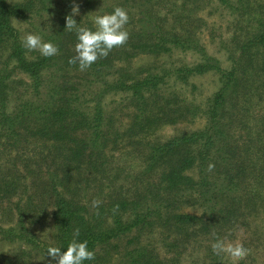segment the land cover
<instances>
[{
    "label": "trees",
    "instance_id": "obj_1",
    "mask_svg": "<svg viewBox=\"0 0 264 264\" xmlns=\"http://www.w3.org/2000/svg\"><path fill=\"white\" fill-rule=\"evenodd\" d=\"M80 1L128 14L127 41L85 70L69 63L77 39L57 1L0 0V243L19 245L0 259L45 255L32 228L48 213L55 246L75 229L88 241L84 264H197L199 247L198 264H223L209 243L253 219L264 230V0H215L228 18L226 69L201 38L213 31L197 14L209 0ZM27 21L47 23L38 34L56 55L24 47L16 24ZM176 50L196 59L163 68ZM207 74L218 88L202 109L167 89ZM198 117L202 128L157 139ZM128 154L141 168L118 182L112 162Z\"/></svg>",
    "mask_w": 264,
    "mask_h": 264
},
{
    "label": "rangeland",
    "instance_id": "obj_2",
    "mask_svg": "<svg viewBox=\"0 0 264 264\" xmlns=\"http://www.w3.org/2000/svg\"><path fill=\"white\" fill-rule=\"evenodd\" d=\"M19 1V0H15ZM57 1L58 5L63 8V10L67 11L71 14V8L73 6L78 8V15L76 16H83L94 24L93 19L98 11L95 9H89L87 10L84 7H80L82 5V2L80 0H55ZM210 2H201V6H204V9L197 13L199 17H202L207 24L208 28L212 27L213 31L209 33V31H205L202 34V42L206 48V54L209 58H213L219 61V65L226 69L229 66V62L226 61V53L221 49H219V44H221V41H225L228 39V32H226V22H227V16L225 13L221 11V9L217 8V3L215 0H209ZM211 6V8H210ZM196 13H194L195 15ZM196 14V15H197ZM193 15V16H194ZM50 19V18H49ZM30 21L27 22H19L16 24L18 28H20L24 34V36L28 33H34L38 34L41 30H43L46 26L45 21H37L35 23H32ZM43 28V29H42ZM209 34H211L209 36ZM195 56L190 53H181L179 50L174 51V53L167 59H164L167 61L163 68L169 67V65L172 66H181L182 63H190L195 60ZM90 77H84V79H88ZM72 79H69V82ZM83 83V81H80ZM191 83L195 85V87L192 86H181L178 83H169L167 85V89L169 92H176L180 95L181 98L185 99L184 101L186 103H191L196 106H200L202 109L203 103L205 100L210 97L218 88V80L216 76L207 74L204 76H198L194 77L191 80ZM87 91L90 92V89H87ZM203 106V107H202ZM256 107L255 105L251 109V114L255 113ZM203 119L201 117H198L194 119V123L192 124H178L176 126H165L161 128L157 132V139L164 140L167 139L177 133L182 132H188L189 130L199 129L203 126ZM231 148L234 149L233 144L230 145ZM130 151V150H128ZM124 154H126L124 152ZM134 156V157H133ZM139 158L136 157V154L133 155H125L122 158L118 157L116 158L112 164H115L114 166H119L117 170H115L113 173L117 176L116 180L118 182H122L125 178H128V175L134 174L136 171H139L141 166L139 161H137ZM221 166H224L223 164L219 163ZM225 167V166H224ZM113 174V175H114ZM224 174H227L226 172L221 174L223 176ZM103 178H106L104 176ZM102 178V179H103ZM107 179V178H106ZM128 180V179H126ZM98 184V182H96ZM51 209H48V211ZM46 220L41 221L38 223L37 226L33 227L32 230L38 237V240L43 245H54L53 244V235L54 229H53V221L51 220L50 214L46 213ZM258 220L259 219H253L250 220L246 225H244L246 228L241 227L239 231L235 235L227 236V237H219L220 240H223L226 244H232L235 245H243L245 248L248 249V255L245 257V259H242V264H264V237L262 236L261 226L258 227ZM234 236V237H233ZM213 244V243H212ZM209 243V247L211 245ZM19 247V245H9L7 243H0V254L6 250H15ZM201 248H197L194 253V258L197 261H201L202 256V250ZM217 254V253H216ZM223 254L222 256V263L223 264H233L231 259L227 256L226 253H220L219 256ZM27 256L31 259L32 264H55L54 260H50L47 255L39 252L38 250H32L30 253L27 254ZM239 261V262H240ZM0 264H3V260L0 259Z\"/></svg>",
    "mask_w": 264,
    "mask_h": 264
},
{
    "label": "clouds",
    "instance_id": "obj_3",
    "mask_svg": "<svg viewBox=\"0 0 264 264\" xmlns=\"http://www.w3.org/2000/svg\"><path fill=\"white\" fill-rule=\"evenodd\" d=\"M78 14V8L73 6L71 14L65 17L64 28L74 31L77 39L75 55L70 58L69 63H77L80 70H85L99 58L106 57L114 47L127 41L129 34L124 26L128 22V14L122 7H115L110 13L96 15L93 19L95 30L79 25L73 18ZM23 45L30 51L37 50L45 57L58 53V47L51 40L45 41L39 34H26ZM208 167L211 170L213 165L209 164ZM79 235V229H75L66 247L49 245L45 254L55 264H84V261L93 260L94 252L89 249L88 241L78 240ZM211 247L217 254L226 253L233 264H239L248 255V249L243 245L233 246L220 239L215 240ZM61 248L64 250L61 251Z\"/></svg>",
    "mask_w": 264,
    "mask_h": 264
}]
</instances>
